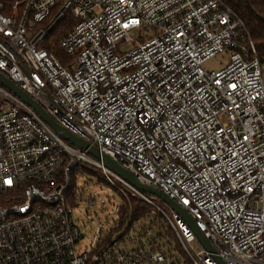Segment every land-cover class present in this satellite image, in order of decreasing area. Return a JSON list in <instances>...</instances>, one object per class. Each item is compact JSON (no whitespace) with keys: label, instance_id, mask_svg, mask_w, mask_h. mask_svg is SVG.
<instances>
[{"label":"built area","instance_id":"2783aa9c","mask_svg":"<svg viewBox=\"0 0 264 264\" xmlns=\"http://www.w3.org/2000/svg\"><path fill=\"white\" fill-rule=\"evenodd\" d=\"M65 18L67 64L40 47ZM242 26L222 0H0V73L100 155L0 84V264H264V71Z\"/></svg>","mask_w":264,"mask_h":264},{"label":"trees","instance_id":"16d2710c","mask_svg":"<svg viewBox=\"0 0 264 264\" xmlns=\"http://www.w3.org/2000/svg\"><path fill=\"white\" fill-rule=\"evenodd\" d=\"M222 2L242 21L241 29L245 37L253 42L256 58L264 66V0H222ZM74 24V20L65 18L40 45L63 64H67L69 58L60 42L72 30Z\"/></svg>","mask_w":264,"mask_h":264},{"label":"water","instance_id":"95a60500","mask_svg":"<svg viewBox=\"0 0 264 264\" xmlns=\"http://www.w3.org/2000/svg\"><path fill=\"white\" fill-rule=\"evenodd\" d=\"M0 84L15 93L18 97H20L24 102H26L28 105L33 107L41 116V118L51 126V128L56 131V132H62L63 128L56 124L52 119L40 108L39 104L33 101L30 96H28L25 92H23L14 82L6 78L3 74L0 73ZM61 136L65 138L67 141L71 142L73 145H75L78 148H84V149H89L90 154L93 155L96 158H99V152L95 148H90L89 144L80 138L76 137L75 135L71 134L68 131H63L61 133ZM104 163L106 164L107 167L111 168L112 170L116 171L120 175L124 176L126 179H128L130 182L134 183L138 188H140L142 191L153 194L158 196L160 199L163 201L169 203L171 206L174 207L177 211L180 213L188 215L185 213L184 210L180 209L172 200H170L164 193H162L159 190L151 189L145 186H142L138 182L135 181V179L124 169H122L119 165H117L115 162L112 161L109 157L105 156L104 157ZM197 234L201 241L203 242L204 246L208 250H212L208 241L204 238L203 234L197 230Z\"/></svg>","mask_w":264,"mask_h":264},{"label":"rangeland","instance_id":"374dc122","mask_svg":"<svg viewBox=\"0 0 264 264\" xmlns=\"http://www.w3.org/2000/svg\"><path fill=\"white\" fill-rule=\"evenodd\" d=\"M128 47H130V46H128ZM228 63H229V53L225 52V53L217 55L216 57H214L211 60H209L208 62H206L203 67L207 71H219V70L225 68L228 65ZM263 71H264V66H263ZM68 143L72 145L71 142H68ZM86 181H89L93 185L98 181V176L96 174L86 173L81 178V183H84ZM99 190H100L99 186L95 185L93 187L94 192H97ZM108 191H110L112 194H114L115 197L118 199V196L116 195V193H114V191H112V190H108ZM147 196L150 200L160 201V198L156 195L148 193Z\"/></svg>","mask_w":264,"mask_h":264}]
</instances>
